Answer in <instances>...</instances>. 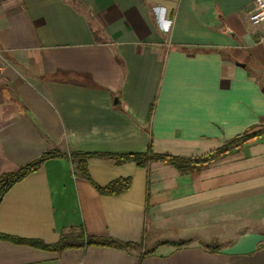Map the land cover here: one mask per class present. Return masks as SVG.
<instances>
[{
    "label": "crops",
    "instance_id": "obj_1",
    "mask_svg": "<svg viewBox=\"0 0 264 264\" xmlns=\"http://www.w3.org/2000/svg\"><path fill=\"white\" fill-rule=\"evenodd\" d=\"M254 8L0 0V177L62 153L3 195L0 234L55 245L84 231L136 244L79 239L50 250L0 239V264H264V21H250ZM258 131L187 173L160 160L89 157L97 185L130 178L116 195L100 193L70 157H199ZM234 218L248 227L227 228Z\"/></svg>",
    "mask_w": 264,
    "mask_h": 264
},
{
    "label": "trees",
    "instance_id": "obj_2",
    "mask_svg": "<svg viewBox=\"0 0 264 264\" xmlns=\"http://www.w3.org/2000/svg\"><path fill=\"white\" fill-rule=\"evenodd\" d=\"M261 131L258 132H246L239 138H235L231 140L228 144L224 145L223 147L214 150L206 155L199 156V157H182V156H175L171 154H158L153 152L151 149L146 153H126V154H108V153H73L70 155L72 162L76 165L77 170L80 174L91 181L98 191L102 194L108 195H116L120 194L125 191L131 183L130 178H120L114 180L110 184L106 186H99L93 182L90 173L87 168V160L89 157L99 156V157H107L115 159L117 163L121 164L127 161H134L139 166H144L150 160H160L165 161L167 163L173 164L176 166L181 173H187L194 168L197 167H205L215 161L219 156L226 154L230 151L233 146L240 144L241 142L250 140L254 137L261 135ZM62 153L57 150H50L44 153L38 160L20 167L17 171L11 173L2 174L0 177V200L2 199L3 195L19 180L24 178L29 173L37 170L42 163L51 157L60 156ZM0 239H7L14 243H25L39 248H45L50 250H63L69 246H78L76 244H72L67 240V235H62L61 240L55 245H47L39 240H26L18 237L7 236L0 234ZM80 239L82 243L80 245H108L114 247H126L129 248L133 245H136L132 242H119L112 238H98L94 236H88L84 231L80 234ZM187 241H181L177 243V245L186 244ZM141 259V257H140Z\"/></svg>",
    "mask_w": 264,
    "mask_h": 264
},
{
    "label": "rangeland",
    "instance_id": "obj_3",
    "mask_svg": "<svg viewBox=\"0 0 264 264\" xmlns=\"http://www.w3.org/2000/svg\"><path fill=\"white\" fill-rule=\"evenodd\" d=\"M244 220L245 219H240V218H234L229 224H227V228H232V229H235V231L236 232H241V231H244L245 230V228L246 227H248V225H246L245 223H244ZM250 221V223H249V226L251 225V221L253 222H255V220L254 219H250L249 220ZM79 239H80V234H77V232L76 233H72V234H68L67 235V240L69 241H79Z\"/></svg>",
    "mask_w": 264,
    "mask_h": 264
},
{
    "label": "built area",
    "instance_id": "obj_4",
    "mask_svg": "<svg viewBox=\"0 0 264 264\" xmlns=\"http://www.w3.org/2000/svg\"><path fill=\"white\" fill-rule=\"evenodd\" d=\"M250 21L255 25L264 21V0H255V8L250 13Z\"/></svg>",
    "mask_w": 264,
    "mask_h": 264
},
{
    "label": "clouds",
    "instance_id": "obj_5",
    "mask_svg": "<svg viewBox=\"0 0 264 264\" xmlns=\"http://www.w3.org/2000/svg\"><path fill=\"white\" fill-rule=\"evenodd\" d=\"M160 13H161V15L164 13V9H159L158 10ZM170 25H171V21H166L164 24H163V27H162V30L163 31H167L168 29H169V27H170Z\"/></svg>",
    "mask_w": 264,
    "mask_h": 264
}]
</instances>
